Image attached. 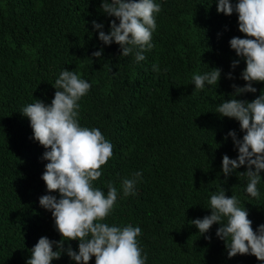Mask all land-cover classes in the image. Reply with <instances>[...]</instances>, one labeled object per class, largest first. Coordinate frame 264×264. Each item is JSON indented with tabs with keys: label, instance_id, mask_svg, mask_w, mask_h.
<instances>
[{
	"label": "trees",
	"instance_id": "1",
	"mask_svg": "<svg viewBox=\"0 0 264 264\" xmlns=\"http://www.w3.org/2000/svg\"><path fill=\"white\" fill-rule=\"evenodd\" d=\"M158 2L154 46L135 63L93 31V20L107 32L115 19L101 11V0H0V264H26L41 236L61 239L51 212L39 204L49 194L41 179L45 148L30 138L29 120L19 110L36 99L50 104L52 83L64 68L91 84L79 101V122L99 128L113 145V157L93 182L105 193L108 183L121 193L104 222L139 226L146 264H264L249 254L229 258L215 235L218 223L204 235L190 223L211 214L208 198L223 187L247 208L253 230L264 224V171L258 199L245 193L246 178L233 173L225 180L223 156L238 155L225 136L244 133L238 121L212 111L231 98L233 83H247L240 78L246 62L229 44L246 35L238 29V14L218 13L215 0ZM101 48L102 58L93 57ZM215 67L222 70L218 85L194 91L193 74ZM253 86L256 93L236 98L251 101L264 91V82ZM136 171L142 172L137 195L123 197L121 181ZM70 243L78 250V241ZM52 264L76 262L65 253Z\"/></svg>",
	"mask_w": 264,
	"mask_h": 264
},
{
	"label": "clouds",
	"instance_id": "2",
	"mask_svg": "<svg viewBox=\"0 0 264 264\" xmlns=\"http://www.w3.org/2000/svg\"><path fill=\"white\" fill-rule=\"evenodd\" d=\"M215 3L218 13L238 14V29L246 34L244 38L232 37L229 44L246 62L240 78L247 83L243 86L233 83L231 98L223 99L212 110L221 117L238 121L244 133L242 138H238L235 130L226 134L225 140L232 138L238 155L230 158L225 154L221 171L225 180L233 173L246 178L245 193L249 198L258 199V185L264 171V91L251 101L236 97L256 93L254 82H264V0H215ZM100 9L115 19L110 21L107 32L103 30V23L91 22L93 31L99 30L98 39L104 45L118 44L120 56L131 55L135 63L144 61V53L154 46L152 34L157 29L156 15L161 12L158 0H101ZM102 53L103 48L94 51L92 56L102 58ZM238 64L239 60H234L231 67L235 69ZM221 71L215 67L193 74L194 91L216 87ZM227 76L233 79L231 72ZM52 85L56 91L50 104L36 99L19 111L29 120L30 138L45 148L41 159L48 163L41 179L49 194L40 196L39 204L51 212L61 239L41 236L32 247L26 264H52L65 253L76 264H88L93 257L95 264H146L147 254L139 244L141 228L104 222L113 212L121 193L111 183H108L106 193L93 183L102 176V166L114 153L112 143L99 128H89L79 122V101L88 94L90 82L64 68ZM241 166H245L246 171L237 172ZM140 182L141 171L124 178L121 181L122 196L137 195ZM54 190L58 196L51 194ZM225 192L220 187L211 194L206 206L211 209V214L195 218L190 223L196 226L200 235L208 233L218 223L215 235L225 242L229 258L249 254L264 261V224L253 230L247 208L240 206L235 195L229 197ZM205 239L211 240V236L205 235ZM73 240L78 241V250L72 248L70 242ZM65 242H69L67 247Z\"/></svg>",
	"mask_w": 264,
	"mask_h": 264
}]
</instances>
